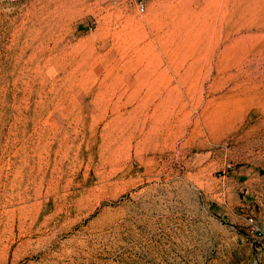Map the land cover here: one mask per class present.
I'll use <instances>...</instances> for the list:
<instances>
[{
	"label": "rangeland",
	"instance_id": "rangeland-1",
	"mask_svg": "<svg viewBox=\"0 0 264 264\" xmlns=\"http://www.w3.org/2000/svg\"><path fill=\"white\" fill-rule=\"evenodd\" d=\"M0 264H264V0H0Z\"/></svg>",
	"mask_w": 264,
	"mask_h": 264
}]
</instances>
